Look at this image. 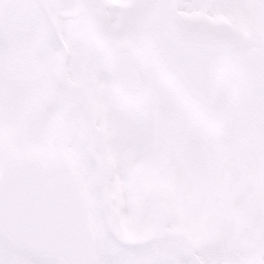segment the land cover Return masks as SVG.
I'll return each instance as SVG.
<instances>
[{
	"label": "snow or ice",
	"instance_id": "snow-or-ice-1",
	"mask_svg": "<svg viewBox=\"0 0 264 264\" xmlns=\"http://www.w3.org/2000/svg\"><path fill=\"white\" fill-rule=\"evenodd\" d=\"M0 264H264V0H0Z\"/></svg>",
	"mask_w": 264,
	"mask_h": 264
}]
</instances>
